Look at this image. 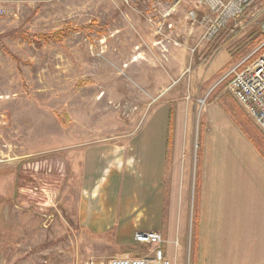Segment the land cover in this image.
<instances>
[{"label":"rangeland","instance_id":"rangeland-1","mask_svg":"<svg viewBox=\"0 0 264 264\" xmlns=\"http://www.w3.org/2000/svg\"><path fill=\"white\" fill-rule=\"evenodd\" d=\"M202 1L19 0L0 6V264H84L91 258L106 264L113 255L143 252L134 235L126 240L114 228L92 234L81 227L78 182L68 180L75 179L81 148L121 144L146 129L159 107L169 110L172 131L194 134L184 233L173 219L162 231L165 250L174 249L172 264H193L196 133L203 115L212 107L225 110L264 153V135L232 96L229 78L222 80L233 64L264 54L263 17L250 8L236 27L230 21L206 40ZM63 28L69 31L60 41L40 44L19 33Z\"/></svg>","mask_w":264,"mask_h":264},{"label":"crops","instance_id":"crops-1","mask_svg":"<svg viewBox=\"0 0 264 264\" xmlns=\"http://www.w3.org/2000/svg\"><path fill=\"white\" fill-rule=\"evenodd\" d=\"M250 138L221 108L199 123L193 264H264V153ZM193 143V132L172 131L169 110L159 107L121 144L81 148L68 180L78 182L79 225L92 234L114 228L128 240L140 230L162 234L173 219L184 233ZM165 254L174 260L171 246Z\"/></svg>","mask_w":264,"mask_h":264},{"label":"built area","instance_id":"built-area-1","mask_svg":"<svg viewBox=\"0 0 264 264\" xmlns=\"http://www.w3.org/2000/svg\"><path fill=\"white\" fill-rule=\"evenodd\" d=\"M18 1L0 0V6ZM202 3L208 8V14L201 19L206 26L204 39L214 38L230 21H233V27H236L237 17L250 8H254L256 14L263 17L261 32L264 40V0H203ZM188 17L194 20L195 11L191 10ZM224 78H229V89L232 96L264 135V54L257 56L250 63L241 61L233 64L224 73L222 80ZM133 239L135 243L145 248L143 252L113 255L107 259L106 264H172L165 254V240L159 231L140 230L134 234ZM84 264L103 263L91 258Z\"/></svg>","mask_w":264,"mask_h":264},{"label":"trees","instance_id":"trees-1","mask_svg":"<svg viewBox=\"0 0 264 264\" xmlns=\"http://www.w3.org/2000/svg\"><path fill=\"white\" fill-rule=\"evenodd\" d=\"M87 27H91V25H88ZM96 29L99 33H101L104 30V27H98ZM68 31H69L68 28H63L57 32H51V33H38V34H36V33L27 32L26 30H21V31H19V33L28 42L35 41V43L40 44L41 42L60 41L66 35V33ZM15 59L18 63L21 61L17 57H15ZM231 115L233 116L234 114L231 112ZM233 119H234V117H233ZM234 120H235V122H237V124H239L241 129L244 130L243 127L240 125V123L238 121H236V118Z\"/></svg>","mask_w":264,"mask_h":264}]
</instances>
